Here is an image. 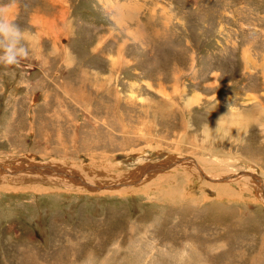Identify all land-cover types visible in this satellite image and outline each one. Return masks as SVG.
Here are the masks:
<instances>
[{
	"label": "rangeland",
	"instance_id": "374dc122",
	"mask_svg": "<svg viewBox=\"0 0 264 264\" xmlns=\"http://www.w3.org/2000/svg\"><path fill=\"white\" fill-rule=\"evenodd\" d=\"M0 9L35 37L0 67V165L125 185L0 171V264H264V0Z\"/></svg>",
	"mask_w": 264,
	"mask_h": 264
},
{
	"label": "bare ground",
	"instance_id": "6f19581e",
	"mask_svg": "<svg viewBox=\"0 0 264 264\" xmlns=\"http://www.w3.org/2000/svg\"><path fill=\"white\" fill-rule=\"evenodd\" d=\"M114 16H115V14H114ZM233 119V118H232ZM220 125H227L226 124V122L224 121V123H222V124H220ZM182 160V159H181ZM185 161H188V162H191L195 167H196V169L198 170V172H199V168H198V166H197V164L193 161V160H191V159H186V160H183V161H180L179 159H177V160H172V159H168L167 161H165V162H163V164L165 163V165L167 166H175L176 165V163H185ZM40 166V165H39ZM159 166V165H158ZM12 167H13V169H12ZM12 167H8V166H2V165H0V171H2L5 175L6 174H11V175H14V174H20L21 172V174H33V175H39V176H42V177H46L44 180H46V179H48V178H51L52 180H55L56 181V179H55V176L59 179V178H62V176H60V174H59V171L60 172H62L63 173V175L65 176V178L67 179V180H62V179H59L60 180V182H62V184L64 185H66V186H70V187H72L73 189H76V190H79V191H89V192H96V191H101L102 189H104L105 187L107 188V189H110V188H119V187H123V186H125V185H123V180H119V181H116L115 183L113 182H108V183H103V182H101L100 184H95V185H92L90 182H87L86 180H84V178L83 179H81V180H78L77 178H75L74 176L72 177L71 175H68V174H66V173H64L63 172V169H61V168H58L57 166H51V167H45V166H43L44 168H40V167H36V166H26V167H24V166H12ZM153 167V166H152ZM151 166H148V167H144V169L146 170V171H149V169L150 168H152ZM164 167V166H163ZM5 168H7V169H9V170H7V171H5L6 169ZM5 169V170H4ZM23 169V170H22ZM23 171H24V173H23ZM152 171H155V169L153 168V170ZM144 173H145V171H144ZM153 173V172H152ZM201 173V174H200ZM200 175H202L203 176V178H205L206 180H208V181H211V182H213V183H220V182H223V181H225V180H229V179H231V178H234V176H227V177H223V178H221V179H212V178H210V177H206L205 175H203L204 173L200 170ZM44 174L46 175V176H44ZM136 175V174H135ZM139 175V174H138ZM142 175H143V173H142ZM49 176V177H48ZM18 177V176H17ZM22 177V176H21ZM255 177V176H254ZM23 178V177H22ZM79 178V177H78ZM82 178V177H81ZM133 178V177H132ZM138 180H140L139 178H137V177H134V182L135 181H138ZM65 181H67V182H65ZM46 182V181H45ZM98 182V181H97ZM139 182V181H138ZM55 183H57V182H55ZM59 183V182H58ZM73 184V185H72ZM130 186V185H129ZM264 188V187H263ZM264 190V189H263ZM263 200H264V197H263Z\"/></svg>",
	"mask_w": 264,
	"mask_h": 264
},
{
	"label": "clouds",
	"instance_id": "9594fccd",
	"mask_svg": "<svg viewBox=\"0 0 264 264\" xmlns=\"http://www.w3.org/2000/svg\"><path fill=\"white\" fill-rule=\"evenodd\" d=\"M34 40V35L21 29L7 11L0 9V67L6 70L19 67L30 56Z\"/></svg>",
	"mask_w": 264,
	"mask_h": 264
}]
</instances>
